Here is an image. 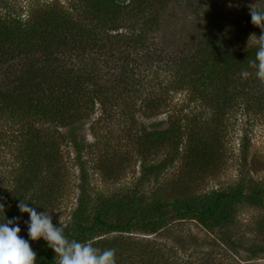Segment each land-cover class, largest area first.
I'll return each instance as SVG.
<instances>
[{
	"label": "trees",
	"instance_id": "trees-1",
	"mask_svg": "<svg viewBox=\"0 0 264 264\" xmlns=\"http://www.w3.org/2000/svg\"><path fill=\"white\" fill-rule=\"evenodd\" d=\"M158 1L74 0L65 4L64 9L62 4L40 5L41 9L26 21L12 18L7 11L0 15V48L4 52L21 50L10 61L0 53V116L10 130H16L8 141L9 151L4 154L0 149V161H10L5 166L0 163V175L10 179L5 185L1 179L5 191L0 192L7 219L19 218L20 225L26 218L18 210L20 201L37 207V211L52 207L55 183L48 188V174L54 172L61 178L60 171L68 170L61 147L71 143L76 151L75 163L81 165L82 147L76 133L78 126L74 125L92 118L96 106L103 116H109L120 105H125L129 114V95L145 83L148 88L153 87L156 95L148 100L151 116L162 109L170 113L166 120L156 123L158 130L153 133H129L135 151L153 143L166 155L160 165L143 167L142 179L160 173L159 166L168 168L180 155L185 164H191V169L198 170L197 166L202 164L207 171L219 151L220 137L215 127L227 120V114L235 107V83L243 72L253 69L249 62L255 58L257 43L244 40L235 45L226 33L208 31L197 37L189 51L185 48L172 55L158 40L160 33L147 30L163 25L159 12L153 9H165L168 3L156 5ZM50 5L53 8H47ZM258 7L264 11V2ZM258 28L260 35L264 33V27ZM246 81V92L251 98L245 102L253 100V104L259 105L257 108L264 109V82L257 79L255 69L253 77ZM167 88L174 99L182 91V100L178 99L175 109L165 102L170 97ZM238 97L239 94L237 101ZM6 134L3 125L0 148ZM79 179L80 195L63 229L64 235L69 240L90 242L101 250L115 249L116 264H214L195 253L187 259L174 257L168 263V258L165 260L155 247L158 244H142L138 235H158L167 220L173 218L181 225H198L210 243L236 253L237 248L246 249L234 241L230 232L233 205L247 202L264 209L261 183L246 187L239 182L232 189L211 191L199 198L182 194L170 202L154 199L143 204L136 193L121 200L102 195L92 200L82 167ZM4 219L0 215V222ZM260 231L264 243V220ZM206 239H196V245ZM30 246L37 254V264H57L45 241H35ZM247 252L253 257L264 256V244Z\"/></svg>",
	"mask_w": 264,
	"mask_h": 264
},
{
	"label": "rangeland",
	"instance_id": "rangeland-1",
	"mask_svg": "<svg viewBox=\"0 0 264 264\" xmlns=\"http://www.w3.org/2000/svg\"><path fill=\"white\" fill-rule=\"evenodd\" d=\"M73 2L74 0H1L0 15L7 11L12 18L26 21L30 14L33 15L41 9L40 5L62 4L64 9L65 4ZM263 2L264 0H160L155 4L168 3L167 8H154L153 11L159 12V17L162 18L160 23L163 25L156 30L151 28L147 30L160 33L158 40H161L165 50L170 51L172 55L185 48L189 51L197 37L208 31L219 30L226 33L235 45L243 44L244 40L253 43L256 42L255 37L251 40L250 37L255 35L259 38L260 30L251 22L250 11H259L258 5ZM53 5L47 8H53ZM138 27L143 30L141 26ZM23 50L25 51L26 48ZM17 52L21 53V50L16 48L14 51L8 49L4 52L0 48V53L6 61L12 60ZM4 72H6L5 68ZM247 72V76H244L243 72L235 83V91L238 90L235 107L230 114H227V120L221 121L215 127L220 137L219 151L214 155L207 171L202 164L197 166L198 170L196 167L191 169V164H185L180 155L179 159L170 163L168 168L159 166L160 173L150 174L142 179L143 167L147 169L148 166L160 165L165 154L161 149H156L153 143L147 148L135 151L128 138L129 133L134 135L142 130L153 133L158 130L156 123L166 120L170 113L162 109L151 116L153 111H150L148 100L155 98L156 95L152 92L153 87L148 88L145 83L135 87L133 93L129 95L128 103L132 101V106L127 105L129 114L126 113L125 105H120L109 116H103V112L96 106L92 118L74 125L78 126L76 133L82 147L81 165L75 163L76 151L71 143L61 147L59 151L63 161L67 163L68 170L60 171L61 178L54 172L48 174L50 179L46 183L48 188L51 183H55L51 194L55 196V201L54 203L52 201V207L49 205L44 212L52 217L54 225L59 226L60 223L63 229L66 227L72 212L76 209L77 198L80 195L77 189L81 183L80 167L84 169L85 187L92 200L100 195L121 200L136 193V196H141L138 201L142 200L143 204L154 199L170 202L171 198L182 194L199 198L211 191H226L239 182L244 183L246 187L249 185L253 187L256 183L264 184V109L257 108L259 105L256 102L253 104V100L249 103L245 102L251 98L246 92L249 91L246 86L249 82L246 79L253 77V69ZM9 73L12 76L14 72L12 70ZM103 85L109 89L107 82ZM167 90L170 97L165 102L172 108L178 106V99L182 100V91L174 99L171 90L169 88ZM188 105L191 110L194 109L192 102ZM4 121L0 116V129L3 125L7 129L0 149L6 154L10 145L8 141H11L10 137L16 130H10L8 122ZM0 163L5 166L9 165L10 161L3 159ZM0 177L1 192L5 191L1 179L4 185L10 179L2 175ZM132 213L133 211H130V214ZM233 213L231 235L236 243H240L246 249L237 248L236 253L226 249V246L220 249L210 243L206 239V233H203L198 225L194 223L181 225L173 218H166L169 220L158 235L150 238L138 235V240L142 241V244L148 242L158 244L155 247L161 250L159 254L165 260L168 258V263H172L174 257L187 259L189 254L195 253L201 258L214 261V264H264L262 254L253 257L251 252H247L255 245L264 244L261 240L263 234L260 231L264 220V209L247 202H237L233 205ZM28 219L26 216L20 224V235L25 239H28L26 227ZM196 239L199 241L206 239V241L196 245ZM215 240L216 243H220L219 239L215 238ZM30 245L33 246L34 242L30 241Z\"/></svg>",
	"mask_w": 264,
	"mask_h": 264
},
{
	"label": "clouds",
	"instance_id": "clouds-1",
	"mask_svg": "<svg viewBox=\"0 0 264 264\" xmlns=\"http://www.w3.org/2000/svg\"><path fill=\"white\" fill-rule=\"evenodd\" d=\"M251 22L264 27V11H250ZM257 51L251 60L250 67L255 69L258 80L264 82V33L257 38ZM244 76L248 72L243 73ZM29 203L20 201L17 205L21 214L29 218L26 222L28 239L20 235L21 228L17 220L7 219L4 215L5 205L0 203V215L5 219L0 222V264H37L36 253L30 246V241L43 240L55 254L57 264H116V250L94 247L91 243H81L69 240L63 231V226L53 224L52 217L44 211H37V207H30Z\"/></svg>",
	"mask_w": 264,
	"mask_h": 264
}]
</instances>
